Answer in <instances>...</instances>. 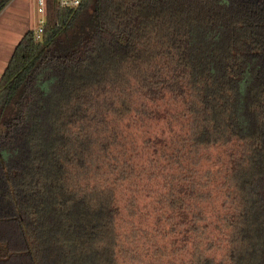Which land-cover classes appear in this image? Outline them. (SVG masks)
<instances>
[{
    "label": "trees",
    "instance_id": "1",
    "mask_svg": "<svg viewBox=\"0 0 264 264\" xmlns=\"http://www.w3.org/2000/svg\"><path fill=\"white\" fill-rule=\"evenodd\" d=\"M45 18L0 74V264H264V0Z\"/></svg>",
    "mask_w": 264,
    "mask_h": 264
},
{
    "label": "rangeland",
    "instance_id": "2",
    "mask_svg": "<svg viewBox=\"0 0 264 264\" xmlns=\"http://www.w3.org/2000/svg\"><path fill=\"white\" fill-rule=\"evenodd\" d=\"M44 17L45 15L44 13L40 12L39 5L37 4L36 0H10L8 4L2 9V11L0 12V74L8 61L14 46L23 35V33L28 28H33L36 31L42 24L40 20L44 19ZM162 126V122L158 124L155 123L153 129L155 131H160ZM219 149L213 152L215 156L217 154V151L222 153V150ZM225 163H227V156L225 161H206L204 166L210 167L212 170H215L217 168H222V164ZM222 169V171L225 170L224 168ZM217 177L220 178L218 180H215L214 182L215 189L213 190V201L212 203L207 205V211L211 214L215 213L214 208H216V206H218V212H222L219 205L220 201L223 199V188L222 186H220V184L223 181L222 179H224V174L222 176L221 174H218ZM215 234L223 239L224 235L221 231L218 232V230H215ZM221 244L224 245V243H222V240ZM220 251L221 250L219 249L218 252Z\"/></svg>",
    "mask_w": 264,
    "mask_h": 264
},
{
    "label": "built area",
    "instance_id": "3",
    "mask_svg": "<svg viewBox=\"0 0 264 264\" xmlns=\"http://www.w3.org/2000/svg\"><path fill=\"white\" fill-rule=\"evenodd\" d=\"M37 4L39 5V10L40 12L44 13L45 17H46V0H36ZM83 0H57L58 4L62 7H67V6H77L79 4H81ZM41 19V26H39V28L36 30V37H40L42 30H43V24L45 22V18Z\"/></svg>",
    "mask_w": 264,
    "mask_h": 264
},
{
    "label": "crops",
    "instance_id": "4",
    "mask_svg": "<svg viewBox=\"0 0 264 264\" xmlns=\"http://www.w3.org/2000/svg\"><path fill=\"white\" fill-rule=\"evenodd\" d=\"M14 1V0H13ZM22 3V2H21Z\"/></svg>",
    "mask_w": 264,
    "mask_h": 264
}]
</instances>
